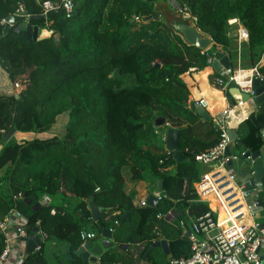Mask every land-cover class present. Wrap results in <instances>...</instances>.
<instances>
[{"label": "trees", "instance_id": "1", "mask_svg": "<svg viewBox=\"0 0 264 264\" xmlns=\"http://www.w3.org/2000/svg\"><path fill=\"white\" fill-rule=\"evenodd\" d=\"M42 1L0 0V68L23 86L18 97L0 94V218L15 209L26 219L27 234L38 227L46 240L68 248L66 258L54 264H86L73 252L88 228L94 240L103 228H113L114 246L100 256L101 264L188 258L190 242L179 221L189 229L190 218L209 211L193 185L203 173L194 156L214 147L220 132L212 118L202 120L186 105L182 75L207 67L216 50L228 52L229 40L236 39L230 34L234 24H228L232 18L247 31L249 64L255 66L264 52V0H178L211 38L204 51L160 19L158 0H73L70 13L59 9L46 17ZM18 3L31 15L29 24L52 34L28 41L21 18L5 22ZM259 71L264 73V64ZM223 92L234 106L228 88ZM257 110L258 127L247 118L237 128L240 145L251 152L263 145L264 103ZM157 115L178 130L182 161L163 147L161 129L153 124ZM60 119L64 125L57 134ZM11 130L51 136L5 143ZM124 172L133 181L144 180L147 172L155 188L161 179L165 197L155 206H140L122 186ZM261 184L257 196L264 205V175ZM66 194L75 199L73 207L63 205ZM43 195L50 197L48 204H40ZM89 200L101 208L97 221ZM168 210L174 217L165 216ZM159 213L164 216L157 218ZM159 239L167 241L169 253L154 247L145 255ZM44 242L25 253L22 264H49ZM3 247L0 234V253Z\"/></svg>", "mask_w": 264, "mask_h": 264}, {"label": "built area", "instance_id": "2", "mask_svg": "<svg viewBox=\"0 0 264 264\" xmlns=\"http://www.w3.org/2000/svg\"><path fill=\"white\" fill-rule=\"evenodd\" d=\"M173 11L180 13L183 17H189L195 23V17H192L185 5H182L178 0H163ZM42 16L46 17L51 11L59 9L70 13L73 8V0H46L41 2ZM23 20V25L29 23L31 15L24 11L23 5L18 3V6L12 15ZM232 19L228 20L229 25ZM236 30L235 38L238 43L247 40V31L243 26H239ZM195 70L194 68L189 71ZM248 82L245 85H240L235 79V71L225 69L223 74L216 77L214 82L218 87L226 88L230 82L239 87L241 92L249 94L253 97L254 90L251 85L254 78L259 79L264 87V73L259 71V66H252ZM188 71V72H189ZM187 73V72H186ZM15 88H22L18 82H14ZM197 104L203 103L202 100L196 102ZM204 104V103H203ZM246 110L240 114L237 113L239 107ZM245 102L239 101L234 106H230L221 113L214 115L212 118L213 126L220 132L219 142L212 148L198 153L194 156L195 161L202 165L211 166V169L203 172L199 179L193 183L200 201L206 202L209 211L203 216L190 218L189 229L184 227V221L180 220L179 225L183 230L190 242V255L186 259L178 260L180 264H264V228L259 223L252 222L251 224H234L229 219L227 225L222 227L218 222V216L210 206V202L205 200L209 193L217 192L226 203L229 213L233 216V220L238 222L240 218L248 213L250 217L253 216L251 211L256 207L255 200L258 199L257 193L262 190V185L257 184L255 191L252 194H245L242 191V184L235 182V174L226 168L229 157L224 155L226 146L230 143L227 136V130L233 120L239 124L247 119L248 114L251 112ZM260 136L264 134V123L260 129ZM41 137V136H40ZM232 158H235L232 157ZM210 176V178H208ZM231 184H235L240 193L238 197ZM150 196L156 198L157 202L165 197L163 191L160 192L155 189L154 193ZM252 196V200L248 197ZM21 194L15 195L14 198H20ZM40 204L45 205L50 202L48 195H43L40 199ZM140 206L147 205V198L139 202ZM264 213V208L262 209ZM51 213H54L52 208ZM163 214H157V218H161ZM165 216L170 218L174 217V213L169 211ZM26 219L18 213L15 209L10 210L8 214L0 218V234L3 237L4 247L0 253V264H9V257H14L13 264H22L25 253L18 254L14 243L24 242L20 240L21 237L27 236L25 230ZM41 242L46 239V234L38 229ZM158 235V233L156 232ZM82 243L86 239L93 240L96 234L93 232H81L80 234ZM39 247L36 248V250ZM20 253V252H19ZM18 254V255H17ZM101 264V263H100Z\"/></svg>", "mask_w": 264, "mask_h": 264}, {"label": "water", "instance_id": "3", "mask_svg": "<svg viewBox=\"0 0 264 264\" xmlns=\"http://www.w3.org/2000/svg\"><path fill=\"white\" fill-rule=\"evenodd\" d=\"M161 2H157V4H163L165 7L170 8L166 3L163 1ZM157 12L160 16L162 15L163 21L166 22L173 30H175V32L180 34L187 44L196 46L204 51L206 47L212 42L210 37L204 36L199 32V29L189 17H183V15L175 11V13L169 12L166 17L164 16L166 14L164 13L165 10H162V5L161 9L157 10ZM4 21L13 24L14 17L8 16ZM18 28L21 29V25H18ZM38 31L39 30L36 26L28 23L25 24L23 30H21V35L25 36L28 41L32 40L35 42L38 38ZM208 63L214 72H219L221 69L225 70L231 67L229 57L220 50H216L212 54L211 58L208 60ZM251 85L253 86L254 90L253 97H249V94L241 92L239 87H237L234 82H230L227 85V88L230 95L234 96L237 102H245L247 107L252 110L248 114L247 118L253 123L254 126L258 127L259 122L257 121L255 114L259 105H263L264 103V87L260 80L256 78L252 80ZM14 96L18 97V93H14ZM189 106L203 120L210 119V115L208 114V111L205 110L203 103L199 105L196 102H192ZM153 124L155 127L161 128L165 124L164 118L160 115L156 116L153 120ZM238 126L239 123L236 120H233L230 124V128L227 130V136L230 142H236L237 144H240L238 139L239 135L236 130ZM159 133L164 136L165 149L171 150L173 152L175 161H182L183 155L178 149V130L176 128H165L161 129ZM224 155L230 159L227 161V165L229 167H232L234 162L238 160H241V162L245 164V168H243V170L240 172V177L243 179L242 191L245 194H252L255 191L257 184H261L262 177L264 175V161L260 150L254 152L244 150L240 153V155L238 154L235 156V158H232L231 151L229 150V147L226 146ZM156 187L158 191H163V182L161 179L156 180ZM147 204L155 206L157 204L156 198L153 196H148ZM255 205L256 207L251 211L252 214L259 213L264 208L263 203L259 198L255 200ZM89 208L91 212V218L94 221H97L99 217V210L101 208L95 205L93 202H89ZM126 216L127 214H125L117 222V225L121 224ZM260 226L264 228V224H261ZM112 230L113 228H103L99 239H86L83 244L74 250L73 253L80 257V260L86 264H100L99 258L103 252L114 246V242L111 240ZM20 240L27 242V252H33L36 247H39L42 243L38 234V227H34L27 236L21 237ZM154 247H160L165 254L169 253L167 241L165 239H159L147 248L145 255ZM171 264L180 263L176 260H172Z\"/></svg>", "mask_w": 264, "mask_h": 264}, {"label": "crops", "instance_id": "4", "mask_svg": "<svg viewBox=\"0 0 264 264\" xmlns=\"http://www.w3.org/2000/svg\"><path fill=\"white\" fill-rule=\"evenodd\" d=\"M160 2V1H157ZM155 3V8L156 10L161 9L162 5V10H165L164 16L167 17L169 12L175 13L172 9L165 7L163 4H157ZM162 3V2H161ZM160 19L163 20L162 15L160 16ZM234 23V29L233 32L230 33L233 36L236 34V30L239 26H242L239 21L236 18H232L231 24ZM37 27V26H36ZM38 28V27H37ZM38 38L37 40H40L42 38H47L52 34L51 30H48L47 28H38ZM199 32L207 36L205 33H203L200 29ZM47 33L48 35H44ZM248 40V38H247ZM247 40H243L241 43H238L236 39L233 40L231 38L229 40V45L227 47L228 52L222 51L225 55L229 57L230 63H231V68L235 71L237 74L239 71H249L248 69H242V67L248 66L245 62L248 60V55L250 54V51L248 50L247 47ZM213 42H211L205 50L209 49L210 46L212 45ZM211 58V57H210ZM240 63V65H239ZM242 63V66H241ZM264 64V52L262 53V56L260 57L258 63L256 64L257 66H262ZM251 66V65H249ZM239 69H236V68ZM252 67V66H251ZM215 73L223 74L224 69H221L219 72H214L213 69L211 68L210 64L205 67L202 70H191L187 73H184L182 75L183 81L187 84L188 90H189V102L187 105L189 106L190 103L192 102H198L202 100L204 103V108L206 111H208V114L210 115V118H213L214 115H217L221 113L222 111L226 110L227 108L230 107V102L227 100V98L224 95L223 88L218 87L214 80H215ZM249 73V76H250ZM248 76V77H249ZM211 79H213L211 81ZM17 82V81H16ZM19 83V82H18ZM14 83L10 80L8 74L0 68V94L1 93H18V89H14L13 85ZM20 84V83H19ZM232 102L234 104L237 103V100L234 96L231 95ZM190 107V106H189ZM246 110L245 106L243 108L239 107L237 110V113L240 114ZM258 111V110H257ZM159 116V115H157ZM161 116V115H160ZM201 118V117H200ZM202 119V118H201ZM154 120V119H153ZM203 120V119H202ZM165 128H171L167 127L166 124H164L160 129H165ZM237 130V129H236ZM160 134V133H159ZM47 137L51 136L50 134H35L31 132H21V131H16V130H11L5 135V143H9L12 141H18L21 139H31L33 137ZM161 139L163 140V147L165 148L164 145V136L161 135ZM262 141L263 145L260 149L261 156L264 161V134L262 136ZM229 150L231 151V157L237 156L238 154L240 155L241 152L244 151L243 147L240 144H237L236 142H230L228 144ZM214 165L207 166V165H202L203 172L204 170L207 171L211 169ZM226 168H228L230 171H232L235 174V182L238 184H242L243 179L240 177V172L245 168V164L241 162V160L235 161L232 167H229L226 165ZM144 180L142 181H133L130 179V174L127 172H124V184L122 185L126 193L134 194V198L138 201V203L142 199H146L148 196L152 195L155 191V181L149 176L147 172L143 173ZM210 178V176H208ZM233 187L234 191L235 189H238L235 184H231ZM208 202H210L212 210L215 211L216 215L218 216V221L219 223L221 222V212H229V209L226 205V203H223V199L220 197V194L217 192H212L209 193L208 196L205 197ZM249 200H252V196L248 197ZM59 201V199H58ZM63 205L66 207H73L74 204L76 203L75 199L66 194L64 199L61 200ZM89 202H92V200H89L87 202V206L89 208ZM264 207V205H263ZM90 210V208H89ZM248 216V224H251L252 222L254 223H259V224H264V213L263 211L259 213L253 214L252 217L249 216V214L245 213ZM92 219V218H91ZM228 219V218H227ZM242 219V218H240ZM239 219V221H241ZM93 220V219H92ZM94 221V220H93ZM240 223H245L244 221H241ZM246 224V225H248ZM90 226V225H89ZM87 232H91V230L85 229ZM94 240V239H93ZM14 247L17 250L18 254H23L27 253V242H16L13 244ZM40 247V246H39ZM37 248V247H36ZM44 255L45 259L49 264H54L59 261L64 260L66 257V252H68V248L65 249V246H63L61 243H57L55 241L47 240L44 242ZM36 251V249L34 250ZM20 252V253H19ZM17 254V255H18ZM16 256L13 255L12 257H9V264H13L14 262V257ZM142 264V263H141Z\"/></svg>", "mask_w": 264, "mask_h": 264}, {"label": "bare ground", "instance_id": "5", "mask_svg": "<svg viewBox=\"0 0 264 264\" xmlns=\"http://www.w3.org/2000/svg\"><path fill=\"white\" fill-rule=\"evenodd\" d=\"M249 71H239L237 74L235 73V79L236 81L240 84V85H245L248 82V76H249ZM236 193L238 195V197H240V193L238 192V189H235ZM248 214V213H247ZM221 216V222L219 223L222 227H225L227 225V222L229 219H231L234 224H239L241 221H244L245 223L243 224H248V216L245 214V216L242 217V219H240L241 221L238 220V222L233 220V216L230 215V213H226V212H221L220 213ZM228 218V219H227ZM219 222V221H218Z\"/></svg>", "mask_w": 264, "mask_h": 264}, {"label": "rangeland", "instance_id": "6", "mask_svg": "<svg viewBox=\"0 0 264 264\" xmlns=\"http://www.w3.org/2000/svg\"><path fill=\"white\" fill-rule=\"evenodd\" d=\"M158 1H160L161 2V0H158ZM163 1V0H162ZM164 2V1H163ZM179 2V1H178ZM165 3V2H164ZM46 25H48V23H47V21H46ZM166 31V30H165ZM248 66H246L245 68L244 67H242V69H251V66H249L250 64H249V59L247 60V62H245ZM239 65H240V63H239ZM241 66H242V63H241ZM236 69H239L238 67L236 68ZM23 87V86H22ZM13 88L14 89H16L14 86H13ZM18 89V91H20V88H17ZM14 93V92H13ZM60 122H59V124H58V127H57V134H60L61 133V131H62V126L64 125V122H63V119H60L59 120ZM15 141V140H14ZM17 141V140H16ZM19 141V140H18ZM204 172H205V170H204ZM157 188V187H156ZM155 188V189H156ZM44 241H47L46 239L45 240H43V242Z\"/></svg>", "mask_w": 264, "mask_h": 264}, {"label": "snow or ice", "instance_id": "7", "mask_svg": "<svg viewBox=\"0 0 264 264\" xmlns=\"http://www.w3.org/2000/svg\"><path fill=\"white\" fill-rule=\"evenodd\" d=\"M44 35H48L47 33H45Z\"/></svg>", "mask_w": 264, "mask_h": 264}]
</instances>
